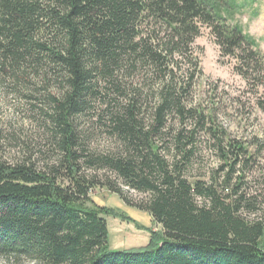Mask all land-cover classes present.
Returning <instances> with one entry per match:
<instances>
[{"label": "trees", "instance_id": "1", "mask_svg": "<svg viewBox=\"0 0 264 264\" xmlns=\"http://www.w3.org/2000/svg\"><path fill=\"white\" fill-rule=\"evenodd\" d=\"M253 1L0 0V86L18 89L42 77L60 87L46 104L57 160L43 169L0 162V258L16 264H264V190L251 193L249 181L264 174L263 141L232 137L214 111L188 104L202 73L192 48L206 27L264 114V53L231 22ZM143 73L153 85L146 94L134 81ZM98 101L106 102L100 120L116 142L105 154L88 152L77 128ZM203 135L220 165L209 181H191ZM87 168L105 174L90 176ZM99 187L161 226L149 230L148 246L110 249L104 217H127L90 198ZM131 191L144 200L132 203Z\"/></svg>", "mask_w": 264, "mask_h": 264}, {"label": "rangeland", "instance_id": "2", "mask_svg": "<svg viewBox=\"0 0 264 264\" xmlns=\"http://www.w3.org/2000/svg\"><path fill=\"white\" fill-rule=\"evenodd\" d=\"M240 2L243 3L244 0ZM231 22L240 24L246 33L257 41L264 53V0L246 2L243 9L235 12ZM192 57L199 61L202 73L196 75L188 104L202 107L207 113L214 111L217 123L223 125L232 137L250 141L253 136H257L263 141L260 144L264 147V114L253 105L256 100L255 92L235 73L236 62L221 57L210 29L206 27L202 29V35L193 44ZM187 67V64H183L184 71ZM145 76L143 73L134 80L136 85L143 88L144 94L149 93L153 86L150 82H144ZM28 80L33 85L27 84L31 85L27 87L21 85L16 87L18 89L0 86V162L9 164L32 162L39 169H43L47 164L57 160L59 153L51 130V111L46 104L48 94H59L60 87L53 78L44 81L42 77H31ZM158 85L156 84L154 91ZM106 107V102L98 101L93 112L78 120V132L88 152L105 154L116 149L115 140H111L107 134L105 120L101 121L102 110ZM198 144L200 153L188 176L191 181L198 179L209 181L220 162L207 137L200 136ZM262 164L264 165V154ZM85 172L90 176L105 174V171L93 168H87ZM263 175L260 176L257 172L249 178L252 182L251 193L263 192ZM128 193V198L134 204L145 198L132 191ZM90 198L98 205L113 209L127 217L125 220L119 217H104L108 224L109 245L112 251L123 252L144 248L150 241L149 230L157 232L162 230L161 226L154 224L149 213L126 205L117 195L105 188H95L90 192ZM0 264L16 263H7L0 258Z\"/></svg>", "mask_w": 264, "mask_h": 264}]
</instances>
